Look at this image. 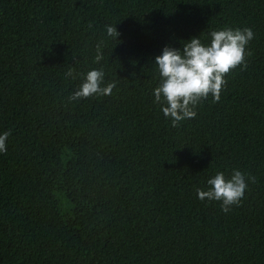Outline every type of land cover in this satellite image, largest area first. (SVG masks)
Masks as SVG:
<instances>
[{
  "label": "trees",
  "instance_id": "1",
  "mask_svg": "<svg viewBox=\"0 0 264 264\" xmlns=\"http://www.w3.org/2000/svg\"><path fill=\"white\" fill-rule=\"evenodd\" d=\"M0 264H264V0H0Z\"/></svg>",
  "mask_w": 264,
  "mask_h": 264
}]
</instances>
